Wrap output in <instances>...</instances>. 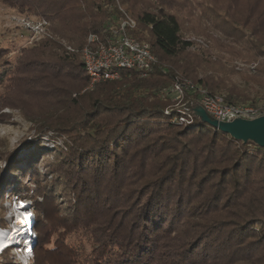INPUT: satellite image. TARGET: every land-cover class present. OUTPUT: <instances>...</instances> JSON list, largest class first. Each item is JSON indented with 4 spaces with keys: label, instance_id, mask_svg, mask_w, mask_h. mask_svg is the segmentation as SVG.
Wrapping results in <instances>:
<instances>
[{
    "label": "trees",
    "instance_id": "1",
    "mask_svg": "<svg viewBox=\"0 0 264 264\" xmlns=\"http://www.w3.org/2000/svg\"><path fill=\"white\" fill-rule=\"evenodd\" d=\"M9 1L46 19L76 10L75 35L52 30L70 47L53 34L40 45L43 52L59 51L79 78L89 79L82 60L87 36L102 34L122 14L116 0ZM127 13L136 21L131 33L157 57L149 74L122 70L120 79L98 83L76 100L65 95L52 112L29 118L37 134L53 130L66 138L41 168L30 156L24 168L12 170L15 154L6 157L10 170L35 184L7 183V195L31 200L36 214L32 264H219L223 256L224 264H264V147L208 123H173L175 112L164 113L170 102L164 90L181 75L232 104L264 98L250 99L209 75L193 78L194 69L177 63L191 42L182 39L175 12L129 5ZM5 53L0 81L14 70ZM53 81L43 87L48 95L56 94ZM69 104L78 110L62 114ZM40 146L35 151L42 155ZM78 228L91 237L88 252L65 243L64 234Z\"/></svg>",
    "mask_w": 264,
    "mask_h": 264
},
{
    "label": "rangeland",
    "instance_id": "2",
    "mask_svg": "<svg viewBox=\"0 0 264 264\" xmlns=\"http://www.w3.org/2000/svg\"><path fill=\"white\" fill-rule=\"evenodd\" d=\"M8 2L0 0V53L6 52L14 70L0 81V190L5 192V199L2 205L0 203V219L2 224H6H0V229L10 227L9 216L14 212V204L6 198L10 191L8 181L23 180L35 188L29 176L24 179L19 171L12 170L24 168L30 156H36L34 161L41 168L53 159V148L61 146L66 139L53 130L37 134L29 118L52 112L65 95L64 99L76 100L103 82L76 76L73 73L75 68L60 58L59 51H42L40 43L48 34L52 36L53 29L76 34L73 31L75 9L70 8L64 14L46 19L37 14L39 10H21ZM115 3L121 12L127 11L129 5L153 12L163 6L175 12L180 18L182 39L191 42L186 52L175 60L177 63L194 69L193 78L209 75L244 89L250 99L264 98V78L260 74L264 64V0H116ZM54 37L63 45L71 46L66 38L56 34ZM52 72L55 77L53 74L49 76ZM117 79L120 77L110 80ZM53 80L56 82V94L48 95L43 87L47 82L55 84ZM222 92L225 93L224 90ZM77 110L76 106L69 104L62 114ZM40 145L42 155L35 151ZM10 153L15 154L12 170L6 161ZM64 236L65 243L75 251H90L92 240L83 229L66 232ZM6 251L9 255L0 256V264H13L12 251ZM219 264H224V256Z\"/></svg>",
    "mask_w": 264,
    "mask_h": 264
},
{
    "label": "built area",
    "instance_id": "3",
    "mask_svg": "<svg viewBox=\"0 0 264 264\" xmlns=\"http://www.w3.org/2000/svg\"><path fill=\"white\" fill-rule=\"evenodd\" d=\"M135 27L136 21L127 11L122 10L120 16L105 26L102 34L90 33L87 36L82 50V60L85 72L93 82L120 77L122 70H135L144 76L149 74L157 57L151 51L149 43L140 41L131 33ZM164 93L171 101L164 113L171 115L175 112L171 116V121L179 125L200 121L194 113L197 106H201L210 118L223 122L237 118L254 119L264 115V100L256 105L232 104L226 101L224 94H212L201 84L182 76H178L171 85L166 87ZM6 198L11 199L14 204V212L9 216L10 227L4 228V231L7 229L16 231L17 240L22 242L30 240L33 251L37 235L32 239L31 232H36V214L32 203L22 208L20 205L30 200L16 196L11 198L8 195ZM25 215L28 218L24 219V223H18V220L23 219ZM21 246L15 243L4 251L10 249L14 256L15 250Z\"/></svg>",
    "mask_w": 264,
    "mask_h": 264
},
{
    "label": "water",
    "instance_id": "4",
    "mask_svg": "<svg viewBox=\"0 0 264 264\" xmlns=\"http://www.w3.org/2000/svg\"><path fill=\"white\" fill-rule=\"evenodd\" d=\"M194 113L200 122L208 123L237 140L244 143L250 141L264 147V115L254 119L237 118L229 122H223L210 118L201 106H197Z\"/></svg>",
    "mask_w": 264,
    "mask_h": 264
},
{
    "label": "clouds",
    "instance_id": "5",
    "mask_svg": "<svg viewBox=\"0 0 264 264\" xmlns=\"http://www.w3.org/2000/svg\"><path fill=\"white\" fill-rule=\"evenodd\" d=\"M28 203H31V201H26L22 204L25 206ZM36 235L37 234L35 231L31 232L32 239L36 238ZM11 243L22 245L21 247H18L15 250V253H14L15 264H32L34 253L32 251L31 241L24 240L22 242L20 240H12V238L10 237L7 240L0 241V249H3L4 247H8Z\"/></svg>",
    "mask_w": 264,
    "mask_h": 264
},
{
    "label": "bare ground",
    "instance_id": "6",
    "mask_svg": "<svg viewBox=\"0 0 264 264\" xmlns=\"http://www.w3.org/2000/svg\"><path fill=\"white\" fill-rule=\"evenodd\" d=\"M18 218H20L19 214H18ZM17 234L18 233L16 231H12V229H10V230L7 229L6 231L0 229V241L7 240L10 237L12 238V240H17ZM12 244H15V243H11L10 245H12ZM5 248H7V247H4L3 249H0V254L4 251Z\"/></svg>",
    "mask_w": 264,
    "mask_h": 264
},
{
    "label": "snow or ice",
    "instance_id": "7",
    "mask_svg": "<svg viewBox=\"0 0 264 264\" xmlns=\"http://www.w3.org/2000/svg\"><path fill=\"white\" fill-rule=\"evenodd\" d=\"M21 207L23 208L24 205L21 204ZM27 218H28L27 215H25V217H24L23 219H19V220H18V223L23 224V223H24V219H27Z\"/></svg>",
    "mask_w": 264,
    "mask_h": 264
}]
</instances>
